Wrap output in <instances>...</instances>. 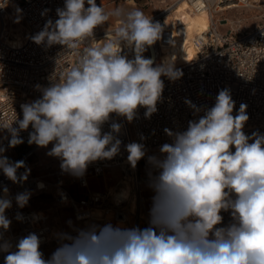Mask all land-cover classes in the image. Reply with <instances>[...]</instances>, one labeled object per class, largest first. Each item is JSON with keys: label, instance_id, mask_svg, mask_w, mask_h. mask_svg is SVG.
Instances as JSON below:
<instances>
[{"label": "clouds", "instance_id": "clouds-1", "mask_svg": "<svg viewBox=\"0 0 264 264\" xmlns=\"http://www.w3.org/2000/svg\"><path fill=\"white\" fill-rule=\"evenodd\" d=\"M56 12L58 19H49L31 37L33 42L67 50H78L82 43L86 47L77 51L69 70L42 89L41 98L21 105L23 118L13 121L18 127L12 122L4 128L10 133L8 147L14 148L24 143L20 132L31 126L28 143L45 148L51 143L48 155L61 160V170L81 177L89 164L120 153L121 125L113 122L111 131L102 133L110 114L131 122L143 107L150 118L162 97L161 77L176 80L183 73L171 62L154 66L153 58L144 57L161 39L162 26L139 9H115L111 15L120 18V25L95 46L87 41L109 19L96 0H65ZM21 18L18 15L15 22ZM122 45L133 50L134 58L121 54ZM185 103L194 114L202 111L190 100ZM234 107L230 90L222 89L214 106L189 121L185 131L164 130L172 143L160 147L161 156L147 157L155 173L149 185L155 193L149 227L92 225L77 230L75 236L61 234L60 246L47 260L39 250V237L30 233L19 240L15 251L9 242L0 243V251L8 253L4 264H264V135H246L247 105L241 104L235 115ZM125 147L127 162L135 169L146 156L145 145L131 142ZM5 151L0 146V171L13 183L25 182L30 169L23 160H9ZM21 168L25 171L18 175ZM30 196L27 190L18 193L16 204L25 207ZM11 207L9 189L3 186L0 229L4 231L11 224L5 215ZM222 211L231 214L226 226ZM16 219L23 217L18 213Z\"/></svg>", "mask_w": 264, "mask_h": 264}, {"label": "built area", "instance_id": "built-area-1", "mask_svg": "<svg viewBox=\"0 0 264 264\" xmlns=\"http://www.w3.org/2000/svg\"><path fill=\"white\" fill-rule=\"evenodd\" d=\"M186 2L195 13L219 8L227 10L254 8L264 12V0H186ZM64 3L65 0H0V146L6 149L3 155L13 162L21 160L25 162L39 146L32 144L23 156L9 157L10 133L4 127L10 125L16 118L22 119L21 105L41 98L42 89L55 82L62 71L69 70L77 60V51L86 47V44L82 43L78 50H67L58 44L50 47L46 43L38 45L31 39L44 28L49 19L53 22L58 19L56 10L63 8ZM176 3L178 2L149 17L153 22L160 23L162 33L161 39L147 49L145 58H157L162 52L166 36L171 34L169 27L165 25L164 14L170 13ZM17 8L22 9V13L18 14ZM46 9L47 13L41 15ZM18 15L22 16L20 22L24 28V35L20 43L15 45L11 44L15 42L10 19ZM120 23L121 21H116L112 26H98L87 43L95 46L96 43L102 42L106 33H113ZM193 45L196 59L176 67L183 75L176 80L161 77L164 82L162 97L157 103V111L150 118L145 117L146 109L143 107L138 108L131 122L115 113L110 114L109 120L102 125V133L111 131L110 125L113 122L121 125L118 134L122 141L120 153L111 160H98L89 164L81 177L73 175L70 185L76 186L78 193L72 191L64 182L61 173L51 172L42 176L29 174L25 182L16 184L0 171V194L3 186H7L9 198L12 200V207L5 212L11 224L7 231L0 229L2 233L0 243L9 242L11 250L15 251V246L21 238L34 233L40 239L39 250L42 252V248L51 241L60 244L61 234L75 236L77 230L92 225L103 227L111 224L114 227L141 230L149 227L150 218L145 210L143 196V187L147 180L140 169L146 168L154 173L147 162V157L161 156L160 147L165 143H172V138L164 130L167 128L173 132L185 131L189 121L197 120L204 114V109L214 106L216 97L222 89L230 90L235 102L233 115L238 112L241 104L247 105L246 113L249 119L244 125V133L248 136L254 132L264 135V22L248 31L222 34L214 21L207 31L193 38ZM122 49V55L129 59L134 58L132 49L126 45H122ZM37 85L41 88L37 89ZM185 100H190L202 111L194 114ZM11 126L18 127L14 122ZM31 131L32 128L29 126L28 130L20 132L24 143L28 142ZM142 136L144 139H141ZM131 142L142 143L146 149V156L138 161L135 169L127 162L128 153L125 146ZM48 167L46 165V168ZM112 169H118L120 176L110 191L106 186V180L111 178ZM24 171L25 169L21 168L17 174L20 175ZM48 176L50 179H47ZM91 177L99 179L103 188L90 189ZM40 183L43 184L42 188L38 187ZM26 190L31 193L29 200L50 193L55 208L65 207L71 210L77 228L70 231L55 229L51 213L48 211H38L27 205L20 208L16 204L15 196ZM98 210L102 212V217L93 215ZM18 213L23 219H16ZM7 254L0 251V264H4V257Z\"/></svg>", "mask_w": 264, "mask_h": 264}, {"label": "rangeland", "instance_id": "rangeland-1", "mask_svg": "<svg viewBox=\"0 0 264 264\" xmlns=\"http://www.w3.org/2000/svg\"><path fill=\"white\" fill-rule=\"evenodd\" d=\"M177 1L179 0H96L99 5L103 6L105 12L109 14L108 21L103 24L105 27L112 26L116 21H121L120 18L111 15V13H113V11L117 8H120L125 12L139 9L145 14V16L150 17L163 11L165 8L173 5L174 2ZM181 1L183 8H185V0ZM176 5L177 3L172 6L171 11ZM16 18L17 17L14 16L10 19L13 31L12 34L15 35L20 33L21 35H24L22 23L20 21L18 23L15 22ZM179 19H182L187 25L193 28L192 31H194L195 35L203 33L207 28L209 29L214 21L220 33L225 34L231 32L232 34H237L255 28L258 24L264 22V12L254 8H234L224 11L219 10L217 12L211 13L207 12L205 15L198 18L197 23H194V20L191 18H182L179 16L176 24L179 22ZM163 50L165 52L164 55L166 57V62L173 63L174 67H177V65L182 63H187L190 60L196 58V50L194 48L191 36L187 33H174L172 31V37L168 41V47L164 45ZM175 51H177L179 54H171ZM143 55H145V53ZM31 145L28 142L22 143L14 148H11L9 150V154L11 156H20L24 154L31 147ZM48 146L50 149L52 148L50 144ZM42 151L43 149L38 151L35 158L31 162V173L40 175L48 173L52 169L62 171L60 167L61 160L48 155L46 152L41 153ZM35 161L38 163L33 164ZM46 163H48V168H46ZM64 173L65 175L69 174L67 172ZM87 174H90V172H87ZM119 176L120 172L118 169H112L111 178L106 180V186H114ZM73 188L74 191L77 190L76 186H73ZM89 188L92 190L102 188V182L97 178L91 177L89 179ZM144 204L147 213V211L151 209L152 206H149L145 200ZM27 206L31 209L38 211H48L51 213V221L55 229L70 231L71 229L77 228V223L74 220L71 210L65 207L55 208L53 206V199L50 193L33 197L28 201ZM148 217L150 218V215H148ZM55 234L56 233H54L53 236ZM59 246L60 244L56 243L55 241H51L46 246H44L42 248L44 259H49Z\"/></svg>", "mask_w": 264, "mask_h": 264}, {"label": "bare ground", "instance_id": "bare-ground-1", "mask_svg": "<svg viewBox=\"0 0 264 264\" xmlns=\"http://www.w3.org/2000/svg\"><path fill=\"white\" fill-rule=\"evenodd\" d=\"M177 2H178L177 5L175 6V8L170 13H167L166 12L164 14V17H165V25H166L167 28L169 27V30H170L171 34H168L166 36V41L163 43V46L165 45V46L168 47V41L172 37V31L174 33L180 32V33H187V34H189L191 36L192 42H193V38L196 35L202 34V33H199V34H196L195 35L194 34V31H192L193 28H191L189 25H187L185 23V21H183L182 19H179V22L176 24L179 16H181L182 18H187V17L188 18H191V19L194 20V23H197L198 22V18L201 17V16H203V15H205L207 12L208 13H211V12H217L219 10H221V11L227 10L225 8H219V9H215V10L202 11V12H199V13H195V12H192L190 10L189 5L186 2V0H185V3H186L185 8H183L182 1L181 0H179ZM229 9H231V8H229ZM207 30H208V28L205 29L204 32L207 31ZM13 36H14L13 41L15 43L12 42L11 44H15V45L19 44L20 41L22 40V35L19 33V34H15ZM163 46L161 48V51L162 52L157 55V58H154V64H155V66L158 65V64H161L162 62H166V57L164 55L165 52L163 50ZM171 54H179V53L177 51H175V52H172ZM195 59H192V60H195ZM192 60H190V61H192ZM182 64H185V63H182ZM179 65H181V64H179ZM179 65H177V66H179ZM102 188H103V185H102ZM108 190L111 191L112 190V187H108ZM93 215L96 216V217H102L103 216L102 215V212L99 211V210L98 211H95L93 213ZM118 226H121V224H118Z\"/></svg>", "mask_w": 264, "mask_h": 264}, {"label": "crops", "instance_id": "crops-1", "mask_svg": "<svg viewBox=\"0 0 264 264\" xmlns=\"http://www.w3.org/2000/svg\"><path fill=\"white\" fill-rule=\"evenodd\" d=\"M51 146H53L52 144H50ZM32 146V145H31ZM31 148V147H30ZM29 148V149H30ZM28 149V150H29ZM43 149V151L41 152V153H48L49 151H50V148H49V146H47L46 148L45 147H38L33 153H32V155L31 156H29L27 159H26V161H25V164L26 165H28L27 166V168H29L30 169V175H32V176H42V175H46V174H48V173H51V172H54V173H61V175L63 176V179H64V182L70 187V189L72 190V191H74V188H73V186H71L70 185V180H71V178H72V174H68V175H65V173L63 172V171H59V170H51V171H49L48 173H45V174H40V175H37V174H32L31 173V165L30 164H32L31 162L33 161V159L35 158V156H36V154H37V152L38 151H40V150H42ZM28 150L25 152V153H27L28 152ZM24 153V154H25ZM40 153V154H41ZM24 154H22V155H20V156H18V155H16V156H11L10 154H9V152H8V156L9 157H11V158H18V157H21V156H23ZM38 162L37 161H35V162H33V164H37ZM45 165H48V163H46ZM30 166V167H29ZM140 172H141V174L146 178V180H147V183L144 185V187H143V196H144V200L148 203V205L149 206H152V203H153V196H154V191L152 190V188L149 186L150 185V178H151V175H154V173H152V172H150L148 169H146V168H141L140 169ZM47 179H50V177L48 176L47 177ZM74 192H76V193H78L79 192V190H76V191H74ZM150 210L151 209H149L148 211H147V213H148V215H150ZM221 215L223 216V222H222V226H226L227 224H229L230 222H231V220H232V218H231V214H230V212H224V211H222L221 212Z\"/></svg>", "mask_w": 264, "mask_h": 264}]
</instances>
